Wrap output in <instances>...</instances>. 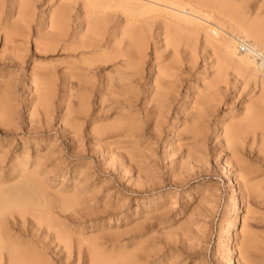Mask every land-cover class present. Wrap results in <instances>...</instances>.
I'll return each instance as SVG.
<instances>
[{"label": "rangeland", "instance_id": "obj_1", "mask_svg": "<svg viewBox=\"0 0 264 264\" xmlns=\"http://www.w3.org/2000/svg\"><path fill=\"white\" fill-rule=\"evenodd\" d=\"M18 1L12 0L14 5ZM229 1L232 4L235 3L238 7L240 6L243 18L253 19L257 17L261 18L262 21L264 20V0ZM12 2L11 0H4V7L8 8V5L10 6ZM41 2L42 0L34 1L28 6V9L26 8L28 13L22 16L24 18L28 14V18L26 17L22 21V23L24 21L26 23L24 26L21 23L22 18L16 15L15 10L10 12L11 17L10 15L7 16L8 27L24 29L23 32L25 31L27 46L25 43L20 45L26 46L22 45L24 51L26 48V55L22 65L20 64L21 66L17 62L18 57L11 56L15 54L13 49L11 52L14 53L9 52V45L11 47L14 42L12 45L11 42H7L5 50L2 49L4 43L1 41L3 40V35H1L0 31V51L2 53L4 51L8 52L2 54L3 56L0 55V78L6 83V98H9L6 102L8 104H6L7 109L4 108L6 111L5 115H8H6V118H8H4V115L0 119V151H2L0 152V160L2 161L0 162V175L8 174L6 170L10 169V166L15 162L13 159H16V156L21 153L29 155L28 165L30 168L32 166L31 161L39 158V163L34 169L36 188L39 192V194L37 193L39 195L38 199L33 203L31 209L26 208L20 215L16 211H13L11 215L6 214L4 222H8V224L9 221L11 223L14 222V227L11 226L6 230L8 232L12 230L11 234H15V239L19 242L25 243L24 241L27 240V247L31 243L36 245L35 252H41L45 257L47 256V258L51 259L54 264H60L61 260H64L65 264H86L88 259L86 248H84V244L87 243L86 240L95 237L99 247L102 245L104 249L105 247L110 249L109 241H107L110 233V237L113 235L114 239L116 237L117 240L116 247L113 246L111 250L116 252L115 250L117 249V252L121 251V253L131 252L132 257L130 258L133 264H219L218 258L222 259L223 264H233V261L236 264L238 244L242 238V232H240L241 216L245 212L244 205L248 204V200L246 202L240 200V192L242 190L238 187L239 178L236 179L235 177L234 172L237 169L233 167V161L240 158L238 161L243 164L247 163L246 167L253 171L251 174L252 180H263L264 150L260 144L264 143L256 137L250 143L252 145H250L251 137L243 138L245 143L241 144L239 147L240 154L236 156L231 153V149L227 148L224 143L225 139H223V136L226 129L224 127H227L230 123L233 125L237 123L236 126H239L238 132L241 133L244 130V121L240 122V120L244 116L245 108L255 99L257 101L259 98H264V87L260 85L259 78L252 80L246 72L237 71L229 64L222 65L220 51H216L218 49L212 44L206 43V45L201 33L196 38H193V41H191V36L188 41V36L185 37L183 35L182 41L180 40L178 44L175 42L174 46L177 47L174 49L169 46L165 48L161 40L162 35L156 36V30H154L152 37L146 43L145 56L141 60L143 63L138 64L140 67H136L137 70L135 71V67L127 69L129 72L134 71L130 75L131 79L129 78L128 80L131 83L129 91L137 93V97L131 98L130 92L127 93V97L125 94L123 95L125 97H122V99L124 98L122 102L128 104L126 105L127 111H123L124 115L127 113V116L130 115L129 119L132 118L130 119L131 125L129 122L128 125H126L127 123L123 124L124 122L122 121L124 120L122 117L120 118L121 115L117 107L115 110L112 108L106 113L100 112L101 109L98 107V97L103 93L101 90V92L98 91L99 86L100 89L103 87L108 74L112 73L117 76L120 69L118 67L120 59L116 58L114 60L116 62H100V64L96 60L91 65L88 71L89 76H86L88 80L90 78L93 79L92 82L89 80L91 83H88L86 89L88 92L83 89L82 84L84 83L81 82L79 84L78 80L75 82L77 77L73 73V69H68L72 73V75L68 76V79L69 77H72V79H69L67 85H63L61 79L63 77V74H61L62 69L65 71L67 63L74 62L77 57L71 52L62 50L64 43L72 41L68 35H65L62 41H59V45L57 44L52 51L50 49V51L41 49L40 51L36 50L38 53L35 52L33 39L39 38V35L41 37V35L46 36L48 34L45 23L47 20L46 15L49 12L44 14L43 11H47L44 10L45 7L47 9L57 7L55 0L44 4ZM51 5H54V7ZM71 15L69 31L74 27V22L71 20L74 12L71 11ZM230 22L232 23L231 20ZM231 23L223 22L220 26L225 24V26L229 27ZM13 24H18V27ZM19 26L23 27L20 28ZM227 27L224 28L227 29ZM15 37L16 40H19L18 37L20 36ZM117 39L115 38L113 44ZM73 40L75 41V39ZM38 41L40 40L38 39ZM239 50L242 51V49ZM24 51L22 50V52ZM93 54L96 53L87 52L85 55L86 57L89 55V58H91L95 56ZM188 54L190 58L187 57ZM7 55L12 59L5 58ZM174 55L177 56L175 57ZM170 58H172L171 62ZM96 62L98 63L97 65L95 64ZM52 64L53 66H50ZM157 64L159 66L168 64L170 71H172L169 72V76H164L166 80L168 79V83L165 84H169L168 87L170 89L169 91L167 90L166 96H164L167 103H163L164 106L162 105L163 109L159 111V116L156 113H150L151 103H146V89L148 90L150 84H153L151 81L156 75ZM153 65L156 66L154 67ZM31 72L33 73L31 74ZM33 74L35 79H32L34 78ZM31 75L33 76L32 78ZM44 75L47 79H51H45ZM114 75L110 76L114 77ZM38 78L42 80L39 81ZM206 82L209 84L207 85ZM34 84L35 87L40 86L37 89L39 90L38 92H40V88L51 89L50 92L48 91L50 94L47 93L48 99L46 101L48 100V105H41L45 104V102L41 101V103L35 95ZM74 84L77 85L75 86ZM50 86L53 87L51 88ZM208 86L210 87L208 88ZM212 87L214 90H212ZM33 89L35 92H33ZM44 89L43 91H45ZM78 89L81 92L84 91L83 95L87 98L83 111L80 110L82 105L80 106L78 97H76ZM80 91L78 92L81 93ZM64 92L66 93L64 94ZM118 92L120 93L121 91ZM186 92H188L187 99L181 105ZM201 92L204 93V100H202L201 105L197 106L198 108L201 106L202 133L196 137L198 140H191L189 134L183 129V124L187 127V124L190 123L189 113L192 112L190 111L191 106H194L195 103L193 102L196 98L194 94H201ZM123 93L126 92L122 90ZM68 94L70 95L68 96ZM115 95L112 98H115ZM119 96L114 100L119 99L117 104L120 103L121 105L122 102ZM31 101H33V104ZM117 104L116 106H119ZM143 104L145 105L144 107H142ZM8 107L10 108L8 109ZM145 107L148 109L146 110ZM97 108L99 109L98 112ZM116 111L117 113H115ZM117 114L120 116H117ZM112 116L117 117L114 118ZM113 120L119 121V123L122 120L120 126H130V128L134 127V129H131V134L128 133L129 130L127 132L124 131V127L120 128L122 132L120 130L114 131L115 133L113 131L108 132L106 128L103 133L101 129L105 126L108 127L110 123L112 125ZM229 120H232L233 123ZM100 125L102 128H100ZM94 126L98 127L95 128ZM93 127L95 129L99 128L100 133L94 132H99V130H90ZM125 132L127 134L122 136ZM258 134L259 130L257 131ZM130 135L134 140L126 138ZM131 136L130 138H132ZM119 137H122V139H119ZM123 139L125 140L123 141ZM127 139L130 143L127 142ZM131 142L136 143L132 144ZM192 142H194V145ZM109 146L111 149H109ZM110 151L117 153L112 155L113 158L114 155L116 156L115 159L108 156L111 153ZM122 153L123 157H121V160L120 154ZM124 153L127 156L132 154V156L127 158ZM231 154L236 157L233 158ZM118 160H121L122 163ZM229 160L231 161L229 162ZM3 183L7 187L13 186L15 181L14 179H8ZM38 185L41 186L38 187ZM68 193L69 195H67ZM60 198H62L61 201L59 200ZM67 198L70 200H65ZM69 204L71 205L69 206ZM55 205L56 207H54ZM234 205L235 208L232 210ZM262 208L263 206L256 208L257 212L253 208V217L247 220L248 223L250 222L249 225L252 224L248 229L253 233L251 234V240L256 246L252 244L253 250L249 254L250 258L248 260L251 264H264V209ZM46 211L49 212L47 213ZM234 214H237V218L234 224L231 225ZM254 216L258 218H254ZM48 224L51 226L49 231L53 232L52 234L46 229ZM15 226L19 227L20 232L18 230L14 232ZM128 230L130 231L128 232ZM58 231L60 236L65 235L67 240L69 239V244L66 247L63 244L60 245L63 242H59V238H52L56 236L55 234ZM123 231L125 232L123 233ZM219 240H222V242L220 243ZM80 241L81 244L78 246ZM227 248L231 249L230 255H227L225 250ZM64 255H66V258ZM229 257H231L232 263H228ZM1 264H3V261Z\"/></svg>", "mask_w": 264, "mask_h": 264}, {"label": "bare ground", "instance_id": "obj_2", "mask_svg": "<svg viewBox=\"0 0 264 264\" xmlns=\"http://www.w3.org/2000/svg\"><path fill=\"white\" fill-rule=\"evenodd\" d=\"M16 1H18V0H16ZM34 1H37V0H20V1H18V3H16L14 5L12 0H11L12 4H10V6L8 5V8H6V7H4V0H0V31H1V35H3V37H2L3 40H1V41H3V43H4V46H2L3 47L2 49L6 48L7 42H9V43L11 42V45L14 42L11 47L9 45L10 51H9V49H8V51L11 52L13 49L15 54L11 55V56L12 57L16 56V58L18 57L17 62H19V66L22 65V62L24 61V57L26 55L25 54L26 48L24 51V49L22 47L23 44L20 45L21 43H25V45L27 46V44H26L27 41L25 39L26 38L25 37V31L23 32L24 29L21 30L19 28L8 27L7 16L10 15L11 11L15 10L14 12L17 13L16 15H18L19 18L20 17L22 18V20H21V23H22L23 19H25L28 16V14H27L26 17H24V18L22 17V16H24L25 13H28V11L26 12V8L28 9V6L30 4H32V2L34 3ZM50 1L51 0H42L41 3L44 4V3L50 2ZM55 1L57 2L56 8L47 9V7H45L44 10H47V11H43L44 14H45V12L46 13L49 12L46 15L47 20L45 23L46 24L45 26L48 29V34L46 36L41 35V37L39 35V38L38 37L35 38L36 41H35V39H33L34 45H35V47H34L35 52L40 51L41 49H44V50L50 49L52 51V49L55 48V46L59 43V41H62L63 37L65 35H68V37H70L69 39L70 40L72 39V41H70V43H64V45H62L63 46L62 50L64 49L67 52L73 53L75 55V57H77V60H75L74 62L73 61L70 62V60H69L70 63H67L66 70L64 69L65 71H63V69H62L63 73L60 71L61 74H63V77L61 78L62 83H63V85H65V84L67 85L69 82V79H72V77H69V79H68V76L72 75V73L69 70L73 69V73H75V75L77 77L75 82L78 80L79 84H81V82L84 83L82 85H83L84 91H86V92H88L86 90L88 87V83H91L93 80L90 77H89L90 78L89 80H91V82H89L88 78L86 79V76H89L88 71H89V68L91 67V65L94 64V62L96 60H98L99 62L98 61L97 62L100 64V62H103V63L111 62V61H114L116 58L117 59L119 58L120 59L119 60L120 65L118 67H120V69L118 70L117 76H115L114 74L111 73L110 75H114V77L113 76L111 77L108 74L107 75L108 77H106V76H105L106 78L104 77L105 78V83H103L104 88L102 87L103 89L102 88L100 89V86H99L98 91L99 92L103 91V93H101L102 95H99V97H98V99H99V106L98 107H100V109H101L100 112L102 111L105 113L108 112L109 110H111L112 108H114V110H115V108L117 107V109L121 115L120 116L117 114V116H120V118L121 117L123 118L124 121L121 120L122 122H124L123 124L127 123L126 125H128V122L130 124V121H131L130 119H132V118L129 119L130 115L127 116V113H125L126 115H124L125 110L128 109L126 106L128 104H126V103L124 104L122 102V100H124V98L122 99V97H125V96L127 97L128 96L127 93H129V92L131 93L130 94L131 98L137 97V93L135 94L134 91H132V92L129 91L131 88V83H129L128 80L130 78V75H132V73L135 70H137L136 67H140V66H138V64L143 63L141 60L145 56L144 53H145V49H146L145 48L146 43H147L148 39L150 37H152V32H154V30H156V36L162 35L161 40H162L163 46L165 48L166 47L168 48V46H169V47H173L174 49H176V47H177V46L176 47L174 46L175 42L178 44L182 37L188 36L187 38L189 41L190 36H191V39H192L191 41H193V38H196V36H198L201 33V35L203 37V41L205 44L206 43L212 44V46H214L216 49H218V50L215 49L216 51H220L219 53L221 56L220 59L222 61L221 62L222 65L223 64L224 65L225 64L232 65L235 70L246 72L248 74V76L250 77V79L252 78V80L259 78L260 85L264 87V23H263L264 20L262 21L261 18L259 19L257 17H255L253 19L243 18V15L241 14L242 11H240L241 8H239L240 6L238 7V5H235V3L234 4L230 3L229 0H55ZM76 3H77V5L75 6ZM52 7H54V5ZM71 11L74 12L73 18L71 19L74 22V27L70 26L72 28L69 31L68 30L69 21H70V18L72 16ZM14 15H15V13H14ZM29 15H31V14H29ZM10 17H11V15H10ZM230 20L232 21L233 24L230 22ZM29 21H31V20H29ZM26 22H27V20H26ZM223 22L224 23L228 22L231 24H229V27H227V25L225 26V24L223 26H220L223 24ZM28 23H30V22H28ZM24 24H26L25 21L22 23V25L24 26ZM13 25H15V24H13ZM17 25L18 24H16L15 26H17ZM22 27H20V28H22ZM224 27H227V29ZM26 29H27V25H26ZM40 32H38V33H40ZM43 32H44V30H43ZM49 33H51V34H49ZM36 35L38 36V34H36ZM15 36H20V37L22 36L21 37L22 39L20 37H18L19 40H16ZM115 38H118V39L113 44V41L115 40ZM38 39L40 41H38ZM73 39H75V41ZM24 40H25V42H24ZM25 45H23V46H25ZM60 47H61V45H60ZM241 47H242V51L239 50V49H241ZM187 49H188V47H187ZM22 50L24 52H22ZM5 52H7V51H4V53L1 52L0 55L5 54ZM14 52H11V53H14ZM87 52H91V53L95 52L96 54H93L95 56L89 58L90 57L89 55L87 57L85 55ZM42 53H43V51H42ZM172 53H174V52L172 51ZM189 54L187 57H189ZM186 55H187V53H186ZM91 56H92V54H91ZM5 58L8 59L9 58L8 55H7V57L5 56ZM172 58H170V62H171ZM9 59H12V58H9ZM69 59H71V58H69ZM1 60H2V58H1ZM60 61H62V60H60ZM97 62L95 63L96 65L98 64ZM114 62H116V61H114ZM64 64H65V61H64ZM164 65H162V66H159L158 64H157V66L153 65L154 67L155 66L157 67L156 72H155L156 75L152 78L151 82H153V84L150 82L151 83L150 88L148 87V90L146 89V91H147L146 103L147 102L151 103L150 113H154V114L156 113V114H158V116H159V111L163 109L162 108L164 106L163 103H165V104L167 103V102H165L164 96H166L165 94H166L167 90L169 91V89H170V87H168L169 84L166 85L168 83L167 82L168 79L166 80L164 76H167V75L169 76L170 75L169 72H172V71H170L168 64H164ZM50 66H53V64ZM115 66H116V64H115ZM171 66H172V64H171ZM42 67H43V65H42ZM112 67H114V66H112ZM132 67L133 68L135 67L134 71L131 70L133 72H129L127 69H131ZM44 71H46V70H44ZM32 73L33 72H31V74ZM34 74L36 75L35 72H34ZM34 74H33L34 78H32L33 76L31 75L32 79H35ZM76 77H74V78H76ZM79 77H80V79H79ZM44 78L47 79V77H45V75H44ZM44 78H43V80H45ZM48 79H51V78H48ZM41 80L39 79V81H41ZM82 80H84V81H82ZM2 81L3 80L1 79V82ZM45 81H43V82H45ZM103 81H104V79H103ZM211 81H210V83H211ZM218 81H220V80H218ZM1 82H0V119H2V117H4V115L6 113L4 108L7 109L8 104L6 102L9 99L8 97L6 98V96H7V94H6V92H7L6 83L4 81H3V83H1ZM207 82H206V84H207ZM82 85H81V87H82ZM38 87H40V86H38ZM38 87L37 86L35 87V84H34V89L36 90V92L34 89H33V92L36 93L35 95L40 100V102L41 101L45 102V104H41V105H43V106L48 105V100L46 101V99H48V94H50L49 92L51 89L49 88L50 90H47V89L43 88L45 90V91H43V89L40 88V92H38L39 91V90H37ZM50 87L52 88L53 86H50ZM79 87H80V85H79ZM209 87L210 86H208V88ZM46 88H47V84H46ZM41 89H42V91H41ZM76 89H77V87H76ZM76 89H75V91H76ZM122 90L125 91L126 93L122 94ZM201 90H203V89H201ZM212 90H214L213 87H212ZM212 90H211V92H212ZM78 91H80V89L77 90L76 94H78V95L76 97H78V101L80 103V106L82 105L81 106L82 108H80V110L83 111L84 105H86V103H87L86 102L87 98H86V96L83 95L84 91H82V92L80 91L81 93H79ZM118 91H121V92L119 93ZM186 91H188V90H186ZM196 91L199 92L198 90H196ZM197 92H195V93H197ZM214 92H213V94H214ZM65 93L66 92H64V94ZM187 93L188 92H186V94H184V99L182 100L181 105L184 104L185 100L187 99ZM76 94L74 93V95H76ZM115 94L120 95L119 97L121 98L120 100L122 102L121 105H120V103L117 104L118 103L117 100H119V99L114 100L118 96ZM124 94H125V96H123ZM46 95H47V97H46ZM69 95L70 94H68V96ZM113 95H115L116 97L112 98ZM194 95L196 98L193 96L195 98V101L193 103H195V104H194V106L193 105L191 106L190 111H192V112L189 113L190 114V116H189L190 117V123L187 124V127H185V125L183 124V126H184L183 129H185L187 134H189V137L191 138V140L192 139L198 140L196 137L202 133V128H201L202 112H201V108H200L201 106L199 107L200 108L199 109L197 105H201L202 100H204V98H203L204 93L201 92V94H194ZM196 95H198V96H196ZM259 95H260V93H259ZM258 97H257V99H258ZM88 98H89V96H88ZM31 102L33 104V101H31ZM34 102H36V101H34ZM46 102H47V104H46ZM9 103H11V102H9ZM38 103H39V101H38ZM116 104L119 106H116ZM203 104H202V106H203ZM249 104L250 105L245 108L244 116L243 117L241 116L243 119L241 118L240 122L244 121L243 125L245 126V128H244L242 125L244 130H242L241 133L238 132L239 126L238 127L236 126L237 123L235 125L230 123L228 126L226 125L227 127H224V129L226 128L224 131V136L222 135L224 137L223 139H225L224 143H225L227 148L231 149V151H232L231 153L235 154L236 156H239V154H240L239 147L244 142L243 138H246L248 136L251 137V142H249V144L252 143L256 139V137L259 138V141L264 143V98H259L257 101L255 99L253 102H251ZM144 106L145 105L143 104L142 107H144ZM188 106H190V105H188ZM39 107H40V105H39ZM192 107H193V110H192ZM9 108L10 107H8V109ZM32 108H33V105H32ZM67 108H68V106H67ZM145 108H146V110L148 109L147 107H145ZM34 110H35V107H34ZM98 110L99 109L97 108V112H98ZM142 110H143V108H142ZM115 113H117V111ZM6 115L4 118H6ZM40 115H41V113H40ZM112 117H114V116H112ZM116 117H114V118H116ZM121 121H120V123H119V121H117V122L111 121L112 125L110 123V125H108V127L105 126L104 128H102L101 125H100L101 127L100 126L99 127L102 128L101 130L103 131V133L105 132L106 128L108 129V132H110V131L114 132L117 130L121 131L120 128L124 127V131L127 132L129 130L128 133L131 134L130 131L132 128L134 129V127L131 126L132 128H130V126H124V125L120 126V124H122ZM1 123H2V121H1ZM232 123H233V121H232ZM224 124H226V123H224ZM10 127H12V126H10ZM94 127L96 128L98 126H94ZM94 127H93V129H90V128L89 129L93 130V131L99 130V132L98 131H94V132L100 133V129L99 128L95 129ZM125 127H126V130H125ZM258 130H259V134H260V135L258 134L259 136L257 135ZM126 132L123 133L124 135H122V136H125V134H127ZM130 136H128L126 138L134 140L133 137L131 136L132 138H130ZM120 138L122 139V137H119V139ZM124 140L125 139H123V141ZM127 142H129V140ZM133 143L135 144L136 142H133ZM193 143L194 142H192V144ZM249 144H248V146H249ZM250 145H252V144H250ZM257 145H258V143H257ZM260 146H262L263 150H264V144H262V145L260 144ZM109 149H111L110 146H109ZM246 149H247V147H246ZM126 150H127V148H126ZM193 150H194V148L192 149V152H193ZM0 152H2V151H0ZM192 152H190V153H192ZM229 152H230V150H229ZM114 153L111 152V153H109L108 156L112 157V155ZM125 153L128 154L129 151H128V153L127 152H125ZM21 154L17 155L16 159L15 158L13 159V161H15L14 164L10 166V169L6 170L8 172V174H5V175L1 174L0 175V264L2 261H3V264H54L51 259L47 258V256L45 257L43 254H41V252L40 253L35 252V250L37 248L36 245L31 243L30 246L28 245V247H27L26 246L27 240L24 241L25 243L19 242L17 239H15L16 238L15 234L14 235L11 234L13 232L12 230H11V232L7 231L9 229V227H11V226L14 227V222H12L13 224L10 221H9V224H8V222H4L6 214L11 215L13 213V211H16V213H18V215H20L22 212H24L23 210H25L26 208L31 209V206H33V203L36 201V199H38V196H39L38 195L39 192L37 191V188H36L37 186L35 183L36 180H35V176H34V169H35V166H37V164L39 163V158H36V160L31 161L32 166L30 168V166L28 165L29 155L26 153H24L22 155ZM110 154H111V156H110ZM115 154H117V153H115ZM120 155H121L120 158L123 157V153ZM235 155H234V157L232 155V157L235 158L236 157ZM128 156L131 157L132 154L128 155ZM128 156H127V158H129ZM228 156H229V154H228ZM232 157H231V159H232ZM115 158H116V156L114 155L113 159H115ZM117 158H119V157L117 156ZM0 159H1V157H0ZM121 160H122V158H121ZM121 160H118V161H120V163H122ZM198 160H199V158H198ZM238 160L236 159V161H233V159H232V161L234 162L233 167H235V169H237L236 172H234L235 177H236V179L239 178L238 179L239 180L238 181L239 182L238 187L240 188V190H242V192H240L241 193L240 200L245 201V202L248 200V204H246L247 206L244 205L245 206V208H244L245 212L242 213V216H241L240 232H242V238L240 240V243L238 244L239 248L237 250L238 251V258H237L236 264H251L248 259L250 258L249 254L253 250V245H254L253 243L254 242L252 243V240H251V234H253V233H251L248 229V227L252 226V224L249 225L250 222L248 223L247 220L249 218L252 219L253 208L255 210L256 208L263 206L262 209H264V179L263 180H252L251 174L253 173V171L249 170V168L246 167L247 163L243 164ZM129 161H131V160H129ZM230 161L231 160H229V162ZM0 162H2V161L0 160ZM127 162H128V160H127ZM225 163H226V160H225ZM227 163H228V161H227ZM36 170H37V167H36ZM124 170H126V169H124ZM0 172H1V167H0ZM3 177H5L7 179H4ZM8 179L9 180L14 179L15 184L13 186L5 187L3 185L4 184L3 182L7 181ZM40 186L41 185H38V187H40ZM67 195H69V193ZM57 196H55V197H57ZM66 197H70V196H66ZM61 199L62 198H60L59 200L61 201ZM233 199H234V197H233ZM233 199H231V200H233ZM65 200L68 201L70 199L67 198ZM71 201H72V199H71ZM62 202H64V201H62ZM74 202H76V201H74ZM77 204L78 203H76V205ZM42 205H44V204H42ZM70 205L71 204H69V206ZM77 206H79V205H77ZM54 207H56V205ZM67 207H68V205H67ZM69 208H67V209H69ZM234 208H235V205L233 206L232 210H234ZM255 211L257 212V210H255ZM46 212L48 213L49 211H46ZM259 212H261V211H259ZM43 213L45 214V212H43ZM249 213H250V216H249ZM31 214H32V216H34L33 213H31ZM69 215H70V213H69ZM261 215H262V213H261ZM8 218H9V216H8ZM51 218H52V216H51ZM233 218L234 219L231 220V225L234 224V222L237 218V214H234ZM254 218H258V217L254 216ZM6 220H7V217H6ZM37 223H38V221H37ZM260 224H258V225H260ZM38 225H40V224H38ZM49 226H50V224H48L46 226V229L48 231L51 229V226L50 227ZM15 227H16V229L14 230V232L17 230L20 232V230H19L20 225H19V227H17V226H15ZM256 227H259V226H256ZM254 228H255V226H254ZM221 229H222V227H221ZM224 229H225V226H224ZM21 230H22V228H21ZM225 230H223V231H225ZM262 230H263V228H262ZM48 231H46V232H48ZM129 231L130 230H128V232ZM49 232H51V231H49ZM124 232L125 231H123V233ZM52 233L53 232H51V234ZM258 233H259V231H258ZM29 234H30V232H29ZM54 234H55V232H54ZM99 234H101V233H99ZM110 234H109V237L107 238V241H109V244H110L109 245L110 249L109 248H107V249H109L110 251L107 250L106 247L104 249V247H102V245L99 247V245H98L99 243L97 242V238H95V237H93V238L91 237L92 239L88 238L86 240L87 243L84 244L85 245L84 248H86L85 250L87 251V258H88L86 264H133V262L131 263V258H130V257H132L131 252H127L125 250L126 252L121 253V251L117 252V249L115 250L116 252L111 250V249H113L112 248L113 246L116 247L117 240H116V237L114 239L113 235H112V237H110ZM55 235L56 236H54L52 238L53 239L55 237L59 238L60 239L59 242L60 241L63 242L60 245L63 244L64 247H66L69 244V242H68L69 239L67 240V237L65 235L60 236L59 231L56 232ZM71 235H73V234L71 233ZM89 235H90V233H89ZM107 235H108V233H107ZM121 235H122V233H121ZM33 236H34V234H33ZM40 237H41V235H40ZM40 237H39V239H40ZM119 237H120V235H119ZM45 238H46V235H45ZM45 238L43 237V239H45ZM55 240H57V239H55ZM79 240H77V241H79ZM238 241H239V239H238ZM257 241H258V239H257ZM219 242L221 243L222 240H219ZM78 243H79L78 246H80L81 241ZM56 245H57V243H56ZM78 246H77V248H78ZM218 247H220V246H218ZM38 248H40V247H38ZM53 248H55V247H53ZM225 250L227 252V255H230L231 249L227 248ZM37 251L39 252V250H37ZM58 252H60V251H58ZM135 252H136V250H135ZM62 253H63V251H62ZM212 253H214V252H212ZM218 253H220V252H218ZM64 256L66 258V255H64ZM61 259H62V257H61ZM216 259H217V257H216ZM217 261L219 264H223V261L221 258L220 259L218 258ZM231 261H232L231 257H229L228 263ZM58 262H59V260H58ZM60 264H65L64 260H61ZM233 264H235V261H233Z\"/></svg>", "mask_w": 264, "mask_h": 264}, {"label": "built area", "instance_id": "obj_3", "mask_svg": "<svg viewBox=\"0 0 264 264\" xmlns=\"http://www.w3.org/2000/svg\"><path fill=\"white\" fill-rule=\"evenodd\" d=\"M241 49H242V47H241Z\"/></svg>", "mask_w": 264, "mask_h": 264}]
</instances>
